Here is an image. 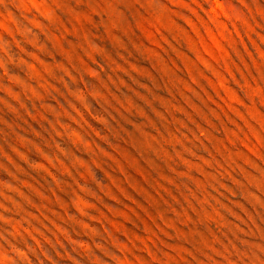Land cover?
I'll return each mask as SVG.
<instances>
[{
	"label": "rangeland",
	"instance_id": "1",
	"mask_svg": "<svg viewBox=\"0 0 264 264\" xmlns=\"http://www.w3.org/2000/svg\"><path fill=\"white\" fill-rule=\"evenodd\" d=\"M0 264H264V0H0Z\"/></svg>",
	"mask_w": 264,
	"mask_h": 264
}]
</instances>
